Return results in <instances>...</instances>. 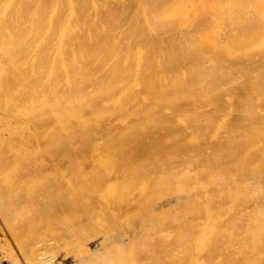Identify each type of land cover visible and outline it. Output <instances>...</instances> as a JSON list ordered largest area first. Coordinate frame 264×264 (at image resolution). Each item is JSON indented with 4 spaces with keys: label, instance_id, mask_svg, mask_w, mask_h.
I'll return each instance as SVG.
<instances>
[{
    "label": "bare ground",
    "instance_id": "obj_1",
    "mask_svg": "<svg viewBox=\"0 0 264 264\" xmlns=\"http://www.w3.org/2000/svg\"><path fill=\"white\" fill-rule=\"evenodd\" d=\"M121 1L0 0V228L10 240L0 244V251L4 254L5 261L11 264H49V260L40 257V252L50 245L55 249L58 246L57 238H60L59 241L62 238L58 236L56 238L54 235V241V238L47 239L43 234L49 233L52 237L53 232H57L56 229L58 234L59 227L67 217L64 216V222L60 220H63L61 217L64 211H62L58 214L61 217L58 218L56 214L54 221V215L53 217L50 215L52 220L47 214H44L45 217L44 215L40 217V210L36 217L35 212L41 206L38 202L40 197L45 195V191L35 193L33 190L34 188L42 190L44 187L46 189L53 184L59 185V182H63L69 192L75 189L79 191L82 189L83 192V189L88 190L90 186L86 185L87 171L84 167L88 158L85 155H88L86 151L90 150L89 144L100 135L99 126L104 118L111 119L109 117L116 113H113L114 111L122 110L125 113L130 111L127 115L122 113L119 114L121 115L119 118L116 117L117 122L121 120V123L118 122L121 125H126V121H122L125 120L124 116L127 117V121L131 117L135 118L134 129L127 128L132 132H116L104 137L108 149V151L105 149L106 155L112 154L108 161H113L109 166L114 170L119 166L117 164L121 163L120 160V163H117L114 157L126 158L121 157L123 162L129 160L128 155H130L132 156L130 159L136 161V168L132 166V161H130L131 165L129 164L132 166L130 169L132 171L129 172L131 177L127 173L129 170H123L127 173L126 176L131 178L124 176L123 181L127 182L133 177L140 179L135 173H140L142 169L138 171L137 166L142 168L145 161L149 163L152 161L150 164L153 168L164 165L173 167L178 164L180 161L176 156L180 152L171 149L172 143L168 144V142L177 141L179 145L184 141L183 148L188 147V150L192 148V143L190 145L192 137L188 139V136H181L179 132L173 131V133L172 129L169 130V127L180 126L175 122L183 121L185 130L188 131L191 128L192 113L184 112L183 119L180 113L172 111L179 109L181 105L191 110L192 106L195 107L197 103L199 105V101H205L209 107L215 106L216 103L219 104L215 102V92L218 93L222 88L224 90L220 93L221 105L229 102V98L242 101L248 88L251 87V84H244L245 91L242 94L233 93L232 91L239 87L234 84L233 77L219 61L222 57L216 54L226 51L230 55L232 52L229 50L234 46L228 48L220 44H209L207 47L201 45L197 56L195 55L193 59L188 57L190 53L186 55L183 52L186 59L180 48H176L177 50L170 48L172 50L170 53L169 48H166L167 45L172 46L173 41L171 40V43L165 40L164 30L160 33L161 25L168 24L165 22L169 18L166 5V8H162L164 4L160 3L161 7L156 4L160 8L159 12L162 9L166 10L157 12L156 15L154 14L156 9L153 8L155 9L153 12L149 11L150 7L148 8L145 0H132L130 2L135 1L133 4L135 10H132L126 18L122 14L124 10L120 9H124L129 0L124 4ZM249 1L244 12L238 15L239 24L245 29L253 26L257 32L251 27L252 34L255 32L252 35L254 40L250 38L253 41L243 43L239 49L259 48L264 58V0ZM173 3H176V0ZM95 4L101 5L102 9ZM116 4V8H120L121 5L120 11L111 6ZM89 5L92 6L91 9L97 6L100 10L91 11ZM177 5L176 10L179 9ZM154 23L160 25L159 28L156 27L157 33L153 31ZM248 68V66L240 68L241 75L238 76L240 79L245 77ZM229 85L233 87L228 88ZM228 105L230 106V103ZM244 108L245 105L243 110ZM134 110L136 113H132ZM234 113L230 108L224 118H231ZM129 116L131 117L128 119ZM237 118L239 121L245 120L243 111H238ZM164 126H168L171 135L166 133L168 131ZM218 127L222 129L221 134H228V128L222 122ZM97 134L99 135L96 136ZM167 134L170 136L165 140ZM177 137L183 140L179 141ZM163 139L167 141L166 146L172 152L164 147ZM74 142L75 146H73ZM143 144L150 145L144 147ZM161 144H164L163 147L168 153L170 152L169 154L177 153V155L173 157L167 153L171 158L166 156L169 161L165 162L166 159L164 160L162 154L166 150H159ZM261 144L260 142L259 145ZM153 145L156 149L154 151ZM257 145L254 146L256 154L253 151L251 156H247L249 159L244 157L246 159L243 161L241 160L243 157L233 150L235 146L226 150V147L222 148V145L216 141L202 148L197 145L198 152L194 161H190L186 153L187 157L185 156L182 161L183 175L189 179L191 174L196 176L195 195L203 204L204 218L210 219L215 215L219 220L228 213L229 223L232 221L234 222L232 224L236 225L239 221L242 225L244 222L245 226H243L246 229L239 226V223L236 227L230 223L227 242L224 243L223 236L218 235L214 244H203L201 237L196 236L197 231L193 232L194 236H187L186 232L180 241L173 245H177L175 248L173 246H170L171 249L168 248L170 264H192V261L204 258L207 264H213L210 260L211 256L214 253L220 255L224 250L234 262L251 259L259 261L260 256H264V162L256 157L262 153L261 156H264V146L257 147ZM177 148L178 146L175 147ZM156 151H161L157 155H162V162L156 156ZM183 152L185 153L182 151L180 155L184 156ZM133 155L138 157L136 156L135 159ZM152 155L157 159L150 157L149 160L148 156ZM140 157L141 159H137ZM142 158H145V161ZM104 163H100L99 168H102ZM223 163L227 164L224 166L227 167L225 175ZM229 165L233 168L231 169ZM145 169L147 168L143 167L141 172ZM128 182V187H134L131 181ZM136 182L134 180V185ZM124 183L123 187L127 191V184ZM93 185L88 192L95 191L94 187L96 188L95 185L98 184L94 187ZM224 188H231L236 195L242 194L241 201L245 200L248 193L250 197L244 206L239 204L236 209H232L238 203L234 198L231 199V196L228 198L224 195L226 190ZM181 193L176 202L178 204L182 202L185 214H189L191 212L188 206L190 201L188 198L191 197L189 186L187 185ZM117 199L115 197V200ZM221 199L229 203L230 208L222 204ZM117 201L115 203H119ZM213 203L217 204L215 211L213 207H207ZM16 209L18 211L15 212ZM69 213L64 214L73 217V212ZM22 214H27V220L25 215L21 217ZM24 221L27 223L24 228H28V235L26 231H22L25 233H22L23 238L24 235L27 236L25 240L21 239L22 234L20 237L17 235L21 232L20 228ZM66 222V225L69 224ZM230 226L234 231L236 228V232L239 227L243 231L239 228L241 232H233ZM64 227H61V232ZM42 231L44 233H41ZM105 232L106 230L98 240L93 253L119 250L122 254L124 250H128L130 242L134 239V231L126 233L117 229ZM190 233L192 232L190 231L189 235ZM219 233H223L221 222Z\"/></svg>",
    "mask_w": 264,
    "mask_h": 264
},
{
    "label": "rangeland",
    "instance_id": "obj_2",
    "mask_svg": "<svg viewBox=\"0 0 264 264\" xmlns=\"http://www.w3.org/2000/svg\"><path fill=\"white\" fill-rule=\"evenodd\" d=\"M81 1L82 0H80V2ZM124 1L122 0L121 3L124 4L126 3L127 0ZM130 1L132 0H129V2L127 1L128 2L127 6L124 5V7L126 6L129 8L123 7L124 9H120L121 5L120 8L119 7L116 8L118 3L116 5H111V6H114V8L113 7L112 8L115 10L116 9L124 10L122 11L123 17L127 18L130 12L132 10H135L133 9L134 8L133 4L135 3V1L134 2H130ZM144 2L146 3V5H148V8L150 7L149 11L153 12V10L156 9L155 11L156 13H154L156 15L157 12H159L160 10L159 6L160 7L162 6L160 5V3L164 4L162 8L165 7V5L167 7L165 8L168 12L169 18L167 17L168 18L167 19L165 17V19H167V21L165 22L166 24L167 23L168 24L163 25L166 27H163L161 25L162 29L160 30V33L162 30H164L163 37H165L166 35L165 40L169 42H171L172 40L173 43L172 42L171 43L173 45L171 46V44L168 42L170 45L166 44L167 45L166 49L169 48L170 50V48L171 49L173 48L174 50L175 48V50H177L176 48L178 49L180 48V52L182 53L184 52L186 55L190 53L188 57L193 59V57L196 54H198L199 49L202 47L201 45L207 47V45L209 44L210 45L220 44L228 48L234 46V48L229 50L230 52H232L230 55L227 54L226 51L219 52L216 54L222 57L219 59V61L221 62L222 66H224V68L233 77L234 84L237 87H239V89H234L232 91L233 93H238V95L242 94L245 91V86H243L244 84L246 85L251 84V87L248 88V92L244 100L242 101H239L237 98L234 99L229 98V102H226L221 105L222 95L220 93L221 91L224 90L222 88V90L218 91V93L215 92L214 95L215 102L219 103V104L216 103L215 106L209 107L208 105H206L205 101H199V105L197 103L195 107L192 106L191 110L187 106L184 107L181 105L179 109H175L174 111H172L174 113H180L183 119L185 118L184 112L192 113L190 120L191 128L188 131L185 130L184 127L185 125L183 121L175 122L177 123V125H180L179 126L180 128L169 127V130L172 129L171 132L173 131L179 132L181 136H188V139L192 137V140L190 142V145L192 143L191 145L192 148L190 150H188V147L186 149L185 147L183 148L185 143L184 141H182L183 143L180 142V144L178 142L179 145H177L176 143L177 141L176 142L170 141V143L168 142V144L172 143L171 144L172 147L170 145V148L171 149L173 148L174 150H176V152L182 153V151H185V153L183 152L184 156L183 154H181L182 155L181 156L180 153H178L180 155L179 157L177 153H176L177 156L175 155V153L169 154L170 152H172V150L170 148L168 149V147L166 146L167 141H164V139L163 141L160 140L165 145L161 144V146H159L160 148L159 150H163L164 147H166L167 150H170V152L168 153L167 150L164 149V151L166 150L165 151L166 154L165 152L162 151L164 153L162 154L164 160L165 159L167 160V158L165 157L168 156L167 155L168 153L173 157L176 156L177 157L176 159L179 160L180 162L178 164H175L173 167L169 165H164L163 167L153 168L152 165L150 164L152 163V161H150L149 163V161H145V158L144 159L142 158L145 161V162L142 161L144 162L142 164V168L140 166H137L138 171L139 169L142 170H140V173L134 172L135 174H137V178L138 176H140V179L134 178L133 176H135V174L134 173H133L134 175L132 174L134 180L137 181L135 185L133 178H132L133 182L132 180H129L131 179L130 178L131 175L129 172L132 171L130 169L133 165L135 167L136 161L134 162L133 161L134 159H130L132 158V156L130 155H128L129 160H124L126 158L122 156H120L119 159L118 158L116 159L113 156L114 158L113 157L112 158L117 160L118 161L117 163L121 162L120 164L117 165L123 166V167L120 166L121 168L118 166L116 170H114L113 167L109 166L110 162L113 161V160L108 161L110 160L112 154L110 155V153H108L109 155H106L108 149L105 143L106 140L104 141L105 139L104 137H107L108 135L110 136L113 133L115 134L116 132L122 133L124 131L126 133L130 132L131 130L128 131L127 128L134 129L133 126L136 123L134 122L135 118L129 116L128 119L131 117L132 120L129 119L127 121L126 120L127 117L125 118L124 116L123 118L125 120L122 121L123 122L126 121L125 122L126 125L123 124L121 125L120 124L121 120L120 121L118 120V122L120 123H118L115 120L116 117L119 118V116H121L119 114L123 113V115L124 114L127 115V113L130 111L129 109H126L129 110L126 113L122 112L123 110L118 112L114 111L113 113L116 112L115 114L117 116H115V114L114 115L112 114V117H109L111 119L104 118L103 119L104 121L102 120L103 123L101 122L99 126V131H101L100 135L97 134L96 136L99 135L97 139L89 144L90 146L88 147V149L90 148V150L86 151L88 152V155L87 154L85 155L86 158H88L84 166L86 167L85 170L87 171L86 185L92 187L91 186L92 184L94 185L98 184L95 185L96 188L93 185L95 191H93V193L92 191L88 192L89 189H91L90 187H88V190L83 189L84 192L82 191V189H80V191H82L81 193H79L80 191L78 189L69 192L68 190L65 189V185L63 182H59V185L53 184L47 187L46 189L44 187L42 188V190L36 188H34L33 190L35 193L43 190L45 191V195L43 197H40L39 200L40 202H38L41 205L40 206L41 209L40 207L37 208V211L35 212V216L36 215L38 216L40 210L39 213L40 217L43 216L44 214H47L49 216L52 215V217L54 215V221H55L56 216L60 214L62 211H64L62 214L63 216L62 217L60 216L61 218H63V220L62 219L60 220L64 222L65 220L64 216H65L67 217L65 222L66 221L69 222V224L67 225L65 224V222L63 223L62 226L64 227L65 225L66 227H64L62 232H61L62 226L58 224V227L60 226L59 227L60 232L58 233L59 235L57 234L58 230L56 228L55 229L57 232L54 231L55 233L53 232L52 237H50L51 235L49 233H46L45 235L43 234V236L47 239L54 238V241H55V236L56 238L58 236L61 237L62 239L64 238L63 240H65L63 241L61 239V241H59L60 238H57L59 239L58 244H56L58 246L55 249L51 248L50 245L49 247L45 248L42 252H40L41 254L39 253L40 257H42L44 260H49V264H170L168 262V248L171 249L170 246L177 244L182 238V236H184V233L186 232H187L186 234L187 236H191V235L194 236L193 232L197 231V234L196 233L195 234L196 236L201 237L203 244L216 243L218 239V235H222L223 242L226 243L227 238L229 236L227 234L229 232L228 231L229 225H231L234 222L231 221L230 222L231 224L229 223L230 218L228 213H225L222 216V218H220L219 220L218 218H215V215L210 219L204 218L205 213L202 210L203 204L199 202L197 195H195L196 194L195 191L197 190L195 185L197 183L196 176L191 174L189 175V177H191L189 179L186 175L185 176L183 175L182 161L186 156V153L188 154L187 156L191 157V158L188 157V159L189 160L191 159L190 161H194V159H196L195 157H197L196 154L198 152L197 145H200L201 147L199 148H202L203 146L208 145L212 141H216L220 143L222 145V148L225 149L226 147V150L230 149L232 146L233 147L235 146L233 150L237 151V153L241 157H243L242 159L239 158L242 161L245 160L248 155L251 156V154L255 152L254 151L255 144H258L257 147L262 145L264 146V64H263L264 58L261 56V51L259 50V48L246 49L242 47L243 49L242 48L239 49V47L242 46L243 43L251 42L254 40V38H252V35H254L255 32H253L252 34V31L253 30L256 31V29L255 28L253 29V26L251 25L250 26L252 27L253 30L251 29L250 26H248L250 27L249 29L243 28L242 24L241 25L239 24V19H238V15L244 12V8H246L249 5L250 1L249 0H179L178 2L176 0V3L177 4L180 3V5L173 3L174 0H145ZM156 4H159V6H157ZM173 4H175V6L177 5V8L179 6V9L176 10V7ZM89 6L91 9L92 6L91 5ZM97 6L101 8L100 7L101 5L100 6L97 5ZM97 6L93 7L91 11L93 9L100 10ZM166 10L162 9L161 11H166ZM161 11L159 13H161ZM176 11L179 13V15ZM171 13L173 16L171 15ZM122 24H124V22H122ZM156 27L159 28L160 25L154 23L153 31L156 30ZM250 38H252L253 40ZM170 51H171L170 53H172V50ZM200 51H202V49ZM185 54L183 55L184 57L186 56ZM185 58L187 59V57ZM183 61L187 62V60H183ZM242 66L244 67L248 66L249 68L248 71L246 72L245 77L240 79L239 78L241 75L240 68ZM231 87L233 86L231 85L228 86V88ZM228 103H230V106L228 105ZM244 105L245 108L243 110ZM230 108L235 113L231 116V118H224L228 114ZM238 111H243L245 120H241V121L238 120L237 118ZM132 113H136V110H134V112ZM105 119H108V121L107 120L105 121ZM172 121L169 122L171 123ZM220 122H222L228 128L227 135L221 134L222 129L218 127V124ZM167 127L164 126V129L166 131H168ZM169 132L170 131L166 133ZM173 133L172 135H176V133L175 134ZM170 135L167 134L166 135L167 139L165 140H168V137ZM180 139L182 138L177 137V140L180 141ZM147 141L148 139L145 140V143ZM149 142L153 144L152 141L149 140ZM257 142L259 143L261 142L262 144L259 145V143ZM174 143H176V145L178 146L177 149H175V147L177 146ZM173 144L175 147L173 146ZM146 145L148 146L150 144H146ZM146 145L144 147H147ZM73 146H75V142ZM94 148L96 149L94 150ZM154 148L155 146L153 145V151L156 150ZM105 149H107L106 152ZM158 151H156L155 154L156 156H158V159H160L161 161L162 155L160 156L157 155L158 153L160 154L161 151L160 152ZM103 152H105V155ZM254 154H256V152ZM262 154H260L259 156L256 155V157L261 158L262 161L264 162L263 159L264 156H261ZM134 156L136 159L137 155H133V157ZM102 157L105 158L102 159ZM121 157L124 158L123 160L125 161V163H123L124 161L123 162L121 161ZM148 157L146 158H148L149 160L150 157L154 159L153 155ZM173 157L172 159H174ZM137 159H141V157ZM172 159L170 161H172ZM166 160L165 162L169 161ZM101 161L103 163L104 161L105 163H108L107 165L111 169L108 168L107 165H104L105 163L102 164V168H99L98 165L102 163ZM130 161H132V163ZM147 162L151 167L148 165ZM130 163L132 164V166H130L131 165ZM139 164L141 163L139 162ZM127 165H129L130 168L129 166L127 167ZM146 165H148V167ZM226 165L227 164L223 163L224 175L227 172L226 170L227 167H224ZM232 165L231 166L229 165L231 169L233 168ZM143 167H146L147 169H145L144 172H141L143 171ZM124 169L129 170L126 171L127 173H129L130 177L126 176L127 173L123 171ZM124 176L129 178L128 181H131L134 187L130 186L131 182L129 185L131 188L128 187L129 182L127 181V179H126L127 182H125V180L123 181ZM123 183L124 185L127 184L126 185V187H128L127 191L126 188L123 187ZM139 183L142 187L139 185ZM187 185L190 188V195H191V197L188 198V200H190L188 206L191 208V212L189 214L188 213L185 214L186 211L184 212L183 210L182 202L181 204H178V202H176L177 197L180 195L181 192L183 193V190ZM120 186L121 188H119ZM122 187L125 188V190ZM224 189H223L224 195L228 198L231 196V199L234 198L235 202L238 203L234 205L232 209H236L239 204L244 206L247 203L246 202L247 199H249L250 197V193H248L245 200L241 201L242 194L236 195V192H234L231 188H224ZM87 192L91 194H88ZM121 194L123 195L121 196ZM215 194L217 195V192H215ZM115 197L118 198L117 200H122V201L115 200ZM116 201L119 203H115ZM221 202L222 204L230 208V204L227 203L224 199H221ZM216 206L217 204L213 203L211 204V206H207V207L209 208L213 207V211H215ZM42 210L43 212L46 213H43ZM14 211L16 212L18 211V209ZM69 211L73 212L74 214L72 215L73 217H71V215H69L68 217V214L67 216L66 214H64L66 212L69 213ZM72 212L69 214H72ZM41 213L42 215H40ZM24 215L22 214L21 217L23 218L24 216L27 220V214ZM45 216L46 215H44V217ZM60 217L58 215V218ZM69 218H71L70 221ZM220 222L222 223L223 226L222 234L219 233ZM237 223H239V226L241 225L239 221L236 222V225L238 226ZM244 224L245 223L243 222L241 227ZM25 225L27 226V223L24 221L22 227L20 228L21 232L18 231L20 234L17 233L19 237L23 233L22 231H26L25 233L26 235H28L27 234L28 228L26 227L24 228ZM236 225L233 227H236ZM67 227L68 230H66ZM233 227H232V231L236 232V228L234 231ZM239 228L237 229L238 231H240V229L241 231H243L242 228L240 229ZM244 228L246 229V227ZM117 229L124 231L126 233L127 232L133 233L134 231V235H133L134 239L130 242L128 250L127 251L122 250L123 252L126 251L125 253L122 252L121 254L119 250H117L118 252L111 251L108 253H97V254L92 252L95 246L97 245L98 240L102 238V233H104L105 230L108 233L110 230L115 231ZM188 231L189 232L191 231L192 233H190L189 235ZM41 233L44 232L42 231ZM23 234L21 239L25 240L27 236L24 235L23 238ZM3 241L10 242L8 237L5 236V234H3L0 228V244H2ZM198 242H199V238H198ZM53 246L55 245H52V247ZM175 246H173V248H175ZM3 255L4 254H2L0 251V264H11L7 260L5 261ZM262 256H260L261 258L259 257L260 258L259 261H255V260L253 261V259H251L252 261L247 260L245 262L244 261L234 262V260H232L229 256H227L224 250L221 251L220 255L214 253L211 256L210 260L211 262L213 261V264H264V256L263 258ZM183 261L185 263V260ZM192 264H207V262L206 259L204 258L198 261L194 260L192 261Z\"/></svg>",
    "mask_w": 264,
    "mask_h": 264
}]
</instances>
